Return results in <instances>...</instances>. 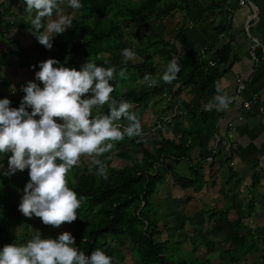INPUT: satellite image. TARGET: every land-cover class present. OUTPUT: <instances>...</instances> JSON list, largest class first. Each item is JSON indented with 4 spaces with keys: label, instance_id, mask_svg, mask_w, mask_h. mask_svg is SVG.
<instances>
[{
    "label": "trees",
    "instance_id": "trees-1",
    "mask_svg": "<svg viewBox=\"0 0 264 264\" xmlns=\"http://www.w3.org/2000/svg\"><path fill=\"white\" fill-rule=\"evenodd\" d=\"M81 4L82 9L76 11L80 19L73 20L67 33L56 35L52 39L54 52L49 59L59 62L54 67L79 69L88 60L94 61L98 66L116 67L115 75L121 68H126V73L132 76L141 78L145 74H150L153 77L156 68L152 61L153 54L149 49L159 44L162 46H171V44L155 37V41L149 40V43L145 44L141 49L144 54H141L140 47L136 44L127 45V34L131 30L134 32L136 26L140 30L138 25L142 21L164 20L179 7L165 0H81ZM138 28H136L137 32ZM177 36L173 37L174 41H177ZM125 48L132 49L140 61H128L126 65L123 64L122 50ZM103 54L107 56L103 57ZM173 58L179 59L181 71L172 83H164L159 77L156 79L158 84L155 87L146 85L145 89H131L112 98L117 101L123 99L131 103L134 109L139 110L142 106L144 107L149 98L166 95L172 100L179 97L185 89H188L192 97H199L213 87L228 71L230 47L223 46L214 53L210 61L214 63L212 67L209 66L207 59H202L197 53L188 50L178 55L176 49L171 46L165 57V63L168 64ZM182 106L186 115L190 117V122L188 127L178 131L176 138L169 137L159 130L158 138L151 139L150 146L145 145L143 141L137 143L140 139L138 137L132 139L126 137L118 142L107 158L115 156L127 163L120 168L107 167V180L87 171L79 173L77 167L72 168L67 176L68 187L76 192L78 198H85L80 209L77 210V220L63 225L72 230L71 235L75 239L73 247L78 248L85 255H90L96 249L103 251L104 248H107L104 252L108 255L109 244L115 246L118 251L126 248L132 254L134 264H213L210 257L199 258L194 255V257L175 258L174 247L180 249L182 242L157 238L160 235L159 218L152 207L151 199L156 194L158 186L164 183L167 174L173 185L181 190L197 191L198 187L193 186L197 181L194 173L198 171V165H188L191 178L175 173L173 167L181 161L190 163V153L194 147L197 146L202 150L201 140L207 131L205 123L213 115L212 110L189 109L185 102H182ZM107 111L108 106L104 105L99 113L107 114ZM119 123L127 122L121 120ZM126 145L131 146L132 152L128 153L124 149ZM230 153H232L231 148H229V155ZM2 164L3 161L0 160V165ZM4 172L6 169L0 171V209H8V213L5 214L7 218L11 217L19 221L23 214L19 210H13L12 205L20 204L23 195L21 190L12 183L14 181L12 177L4 175ZM23 172L29 181L28 170L25 169ZM258 177L257 172L253 174L251 188H255ZM190 198V195L185 197L186 200ZM252 201L251 195V200L245 207V218L254 213ZM230 210V207H226L214 213H207L213 219V224L218 227L220 222L226 221ZM242 219L240 215L231 224L238 227ZM8 229L5 228L6 231ZM220 230L222 227H218L219 232ZM16 237H20V241L31 239L26 232ZM51 238L58 237L52 235ZM220 238H222L220 242L229 246V249L223 251L228 262L225 263L222 260L217 264H264V240L256 238L253 242L255 237L251 227L246 226L242 233L235 232ZM254 243L259 248L256 251L259 254L255 259L249 257L253 256L251 250ZM201 244V239L197 237L196 243L192 246V252L194 253ZM202 246L206 250L205 255L212 250L215 251L211 243L202 244ZM113 264H115L114 261Z\"/></svg>",
    "mask_w": 264,
    "mask_h": 264
},
{
    "label": "crops",
    "instance_id": "crops-1",
    "mask_svg": "<svg viewBox=\"0 0 264 264\" xmlns=\"http://www.w3.org/2000/svg\"><path fill=\"white\" fill-rule=\"evenodd\" d=\"M165 1L176 4L179 8H176L164 20L142 21L138 25L140 30L136 26L134 32L131 30L127 34V45L136 44L141 50L144 48L141 47L145 42L155 41V37H159V40L170 43L178 55L190 50L209 62L212 61L216 51L228 45L230 47V65L227 67L228 71L220 77L216 84L199 97H192L188 89H185L179 97L173 98L172 101L168 96L160 95L149 98L145 103L146 108L142 110L132 107L131 111L138 115L142 124L144 133L142 141L145 145H149V138H158V136H149L148 134L150 122L144 116L148 112L147 105L152 107L151 109L155 113L154 127L158 117H163L165 109L170 112L179 106L176 107L178 114L175 121L169 124L171 129L165 133L169 137L176 138L178 131L188 127L190 122V117L186 115L182 102L188 104L189 109L192 110H207L205 105L218 94L217 89H219V94L226 93L228 97H234L227 110L212 109L213 115L205 123L207 131L201 140L202 150L197 146L194 147L190 153V163L181 161L173 167L175 173L185 178H191L188 165H198L199 168L194 173L197 176V181L193 187H198L197 191L193 192L192 189H188L191 198L186 200V196H183L182 193L185 190L178 189L180 192L179 195H176V199H180L183 206L192 202L194 206L196 205V213L204 214L205 217L208 216L207 211L197 209V205L202 204L203 199L208 200L206 203L210 206H214L218 202L221 203L220 209L230 207L228 218L231 219V222L241 215L243 217L241 223L248 222L250 225L253 222L260 225L256 228L249 227L253 229L255 237L253 242L256 238L264 240V0H252V6L239 5L240 0ZM25 8L23 0H0V99L7 98L10 101V108H19L25 95L23 91L18 90L20 85L25 87L31 81L43 88V85L35 80V73L40 70L39 64L49 59L54 52L53 46L47 50L39 44L31 25L34 14L29 17ZM228 16H230L229 20L226 19ZM43 23L46 25L47 21L45 23L44 20ZM136 28H138V32ZM40 31L42 32L43 29ZM149 32L151 33L149 34ZM175 35H178L177 41L173 40ZM171 46L159 44L149 49L153 54L152 61L156 68L153 76L155 79L161 77L166 70L165 57ZM104 56L107 55L103 54ZM158 60H164L160 64H165V68L157 66ZM136 61H140V58L138 57ZM143 77H135L134 83H137L136 85L144 84V82H140ZM237 77L243 80L244 88L237 96H234ZM11 90H15V92L10 94ZM253 96L257 98L261 108L258 112L248 113L243 110L242 104ZM87 98H90V94ZM164 99H167L166 103H163ZM156 103H159V106H156ZM26 110L31 112L30 108ZM99 110L93 111V115ZM239 118L241 119L239 120ZM35 119H39V117H35ZM158 131L156 135H158ZM216 137L219 139L229 138V147L215 150ZM229 148L232 149L231 155H229ZM124 149L128 153L132 152L130 145H126ZM109 154L106 153L100 157L107 167L117 168L112 166L114 159L121 160L124 162L123 166L126 165L127 161L115 156L107 158ZM10 155L11 153L0 155V160L4 163L0 165L2 166L0 171L3 169L7 171ZM90 164L91 158L82 157L79 165L75 167L78 168L79 173L87 171L96 174V167L92 166L90 170ZM256 172L259 175L258 182L254 186L255 188H251L252 176ZM10 176L12 181L14 180L12 183L21 187L23 184L21 181L22 172L17 171ZM168 177L170 178L169 175ZM165 183L166 178L162 185L165 186ZM171 184L173 185V183ZM173 187L177 186L173 185ZM251 195L253 206L258 209L256 211L254 209L252 216L245 218V207L251 200ZM252 247L255 248L254 251L251 250L253 256L258 255L259 252H256L259 249L258 246L252 244Z\"/></svg>",
    "mask_w": 264,
    "mask_h": 264
},
{
    "label": "clouds",
    "instance_id": "clouds-1",
    "mask_svg": "<svg viewBox=\"0 0 264 264\" xmlns=\"http://www.w3.org/2000/svg\"><path fill=\"white\" fill-rule=\"evenodd\" d=\"M23 3L26 14L29 17L34 14L31 19L33 34L47 50L52 48L55 35L71 28L76 11L83 7L81 0H67L73 12L64 14L65 0H23ZM54 11L58 19H49L45 25L44 19L52 17ZM135 55L132 49L125 48L121 62L126 65ZM178 60L173 58L167 64L160 77L164 83L170 84L177 78L181 71ZM58 63L55 59H47L39 64L35 80L43 88L28 82L21 89L25 95L19 108H10L7 98L0 99V154L11 153L3 174L10 176L28 170L30 179L24 187L18 210L27 218L38 217L52 228L77 220V210L85 198H78L68 187L67 176L82 157L91 158L90 170L95 166L96 174L107 180V166L100 157L111 153L126 137L140 138L137 143L144 137L141 121L131 111L133 105L112 98L116 67L98 66L87 60L77 71L54 67ZM118 74L126 79V68H121ZM143 82L149 87L158 84L150 74L144 75ZM217 93L205 105L207 110L228 109L231 98L226 93L219 94V89ZM104 105L108 106L107 114L93 115L94 108ZM121 120L127 123H119ZM74 243V237L68 232L56 239H42L37 230L25 244L4 246L0 250V264H113L112 257L104 251L96 249L85 255L73 247Z\"/></svg>",
    "mask_w": 264,
    "mask_h": 264
},
{
    "label": "rangeland",
    "instance_id": "rangeland-1",
    "mask_svg": "<svg viewBox=\"0 0 264 264\" xmlns=\"http://www.w3.org/2000/svg\"><path fill=\"white\" fill-rule=\"evenodd\" d=\"M62 8H63L64 14H71L73 12V10L70 7H68L67 0H65V3H64V5H62ZM49 19H51V20L58 19V14L54 11L53 16L51 18H45L44 19L45 23ZM79 19H80V15H79V13L76 12L75 16L73 17V20L78 21ZM65 33H67V29L65 30V32L63 34H57V35H64ZM150 33L151 32H149V34ZM135 39H136V36H135ZM132 40H134V39H132ZM146 43L147 42H145V44ZM145 44H143L141 48H143L145 46ZM140 52H141V54H144L143 50H140ZM136 60H138L137 56H135V58L133 60H130V61L134 62ZM163 61L164 60H158L159 64H157V66H159V67L163 66V68H165V64H160ZM115 77L116 78L112 81V84L115 88V91L112 93V97H118L122 93H124L125 91H129L131 89L141 90L143 88L144 89L146 88V83H144V84L139 83V85H136L137 83H134V78L136 76H132L131 74H127L126 79H122L119 76V74L115 75ZM141 81L143 82V79L140 80V82ZM179 101H180V99H179ZM166 102H167V99H164L163 103H166ZM153 105H155V104H153ZM156 106H159V103ZM147 107H148V112H147V114H144V116L147 117L149 122H150V125L148 126L149 136L157 137L158 136V135H156L157 130L163 131L164 134L166 132H168V130L171 129V128H169L170 123L167 125L164 124L161 129H157V130L153 129V127H154L153 126L154 125L153 119H154L155 113L151 109L152 107L150 108L149 105H147ZM177 107H179V106H177ZM143 108H146V104L144 105V107L142 106L139 110H142ZM96 110H99V109H95V108L93 109V111H96ZM158 110H160V109L158 108ZM166 112H167V109L164 110L163 117L172 114L173 110L170 112H167V114H165ZM177 114H178V112L176 110V116H177ZM176 116L172 119L171 123H173L175 121ZM159 118L160 117H158V119ZM150 141H151V138H149V146L151 145ZM123 164H124V162H122L121 160H115L114 159L112 166L120 168L123 166ZM21 181L23 183L22 184L23 187L21 185V187H18V188L21 190V194L23 195L24 194L23 193L24 187L29 182L26 178L25 172H22ZM171 183H172L171 179L167 175L166 183H165L166 185L165 186L164 185L158 186L156 194L153 195V197L151 199V202H152L151 204H152V207L154 208V210L157 213V216L159 218L158 230H160V235H158L157 238L160 240H165V239H169L171 241H178L179 240L180 242H182L180 249L174 247L173 254H174L175 258H180L182 256L194 257V255H195L199 258L210 257L213 264H217L218 262H220L222 260L225 263H227L228 262V260L226 259L227 256H226V254H223V251L225 249H229V246L224 245L222 242H220V241H222V238H220V237L223 235L226 236L227 234L232 235L235 232H238V233L241 232L242 233L243 228H245L246 226H251L252 228H256L257 226L258 227L260 226V225L253 223V222H251L250 225L248 222H246V223L244 222V223H241L238 227H236L233 224H231V219L227 218L225 222H220V224L218 225V227H222V230H220V232H219L218 227H216V225L213 224L214 221L212 218H210L209 216H207L208 217L207 218V217L203 216L204 214L202 215L199 212L196 213V205L194 206V204H192V202H191L190 203L191 205L187 204L186 206H183L180 202L181 200L176 199V195H179V192H180L178 189H180V188L173 187V185ZM171 185H172V187H171ZM175 192H178V193L176 194ZM182 193L184 194L183 196H187V197L189 195H191L190 190H186L185 192H182ZM209 200H213V199H209ZM206 201H208V200L203 199V201H202L203 203L200 205H197V209H200L202 211L206 210L207 212H212V213L218 211V209L220 210L221 203L218 202L219 204L216 203L214 206H210L209 204L206 203ZM18 206H19V204L12 205V209L18 210ZM254 209L256 211L258 209V207H255ZM7 211H8V209H6V210L0 209V213H2L0 215V231H1L0 232V250H2L3 249L2 247L6 246L8 244H17V245L25 244L29 239H24V240L20 241L19 240L20 237H16L17 235H19L21 233H25V232L32 237L34 234V231L38 230L41 234L42 239L51 238L52 235L55 237H58L60 234H62L64 232H68V233L72 234V230L67 228L66 226H63V225L60 226L59 228H52V227L48 228L42 223V221L38 217H35V216H33L31 218H27L23 215V217H22L23 219L20 218L19 221H17V219H12L11 217L7 218V216L5 215L6 213H8ZM227 221H229L230 223H228ZM13 222H14V224L11 225V223H13ZM16 223H21V224H16ZM6 227L9 228L8 231L5 230ZM197 237L201 239L202 244H204V245L211 243V245L215 251L212 250L211 253H208L205 255L206 250L201 244V246L193 253L192 252V246L196 243ZM126 244L128 245V243H126ZM252 249H253V247H252ZM254 249H253V251H254ZM108 250H109L108 255L110 257H112V260L115 262V264H134L133 256L130 253V251L127 250L126 248L119 249L120 251H118V249L115 246H112L111 244H109ZM103 251L106 252L107 248H104ZM219 251L221 253H219ZM256 256L257 255H255V256L250 255L249 257L255 259Z\"/></svg>",
    "mask_w": 264,
    "mask_h": 264
},
{
    "label": "built area",
    "instance_id": "built-area-1",
    "mask_svg": "<svg viewBox=\"0 0 264 264\" xmlns=\"http://www.w3.org/2000/svg\"><path fill=\"white\" fill-rule=\"evenodd\" d=\"M244 4H248V5H251L252 6V0H240L239 1V5H244ZM227 20L230 19V16L226 17ZM214 63L213 62H209V66H213ZM235 83H236V90H235V95L234 96H237L240 91L244 88V83H243V80L240 78V77H237L235 79ZM22 85H20L18 87V89L20 91H22ZM15 92V90H11L10 91V94H13ZM232 100L234 99V97L231 98ZM259 102L257 100V98L255 96H253L252 98H250L249 100L243 102L242 104V108L244 111L248 112V113H254V112H258L260 110V106H259ZM177 107V106H176ZM176 107L173 109V113L168 115V116H164V117H160L157 122H156V125L155 127L153 128L154 130H157V129H161L162 126L165 124H169L172 119L176 116ZM241 118H239L240 120ZM58 123H60L61 121H57ZM229 139V138H228ZM228 139H219L218 137H216V140H215V150L218 149V148H225V147H229V141Z\"/></svg>",
    "mask_w": 264,
    "mask_h": 264
}]
</instances>
